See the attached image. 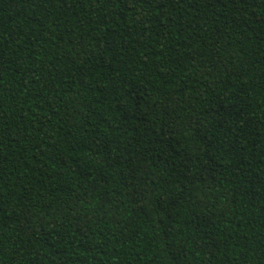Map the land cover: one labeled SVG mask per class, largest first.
<instances>
[{
    "label": "trees",
    "instance_id": "1",
    "mask_svg": "<svg viewBox=\"0 0 264 264\" xmlns=\"http://www.w3.org/2000/svg\"><path fill=\"white\" fill-rule=\"evenodd\" d=\"M0 264H264V0H0Z\"/></svg>",
    "mask_w": 264,
    "mask_h": 264
}]
</instances>
